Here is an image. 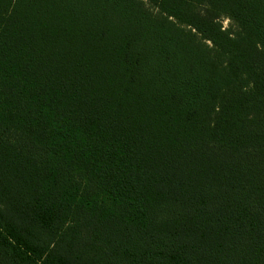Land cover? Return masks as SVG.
Here are the masks:
<instances>
[{"label": "trees", "instance_id": "obj_1", "mask_svg": "<svg viewBox=\"0 0 264 264\" xmlns=\"http://www.w3.org/2000/svg\"><path fill=\"white\" fill-rule=\"evenodd\" d=\"M0 264H264V0H0Z\"/></svg>", "mask_w": 264, "mask_h": 264}, {"label": "rangeland", "instance_id": "obj_2", "mask_svg": "<svg viewBox=\"0 0 264 264\" xmlns=\"http://www.w3.org/2000/svg\"><path fill=\"white\" fill-rule=\"evenodd\" d=\"M223 26L227 28L230 25V22L227 19L222 20Z\"/></svg>", "mask_w": 264, "mask_h": 264}]
</instances>
